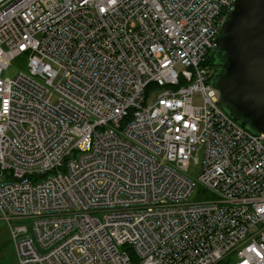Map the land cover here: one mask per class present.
I'll return each instance as SVG.
<instances>
[{
  "label": "built area",
  "instance_id": "1",
  "mask_svg": "<svg viewBox=\"0 0 264 264\" xmlns=\"http://www.w3.org/2000/svg\"><path fill=\"white\" fill-rule=\"evenodd\" d=\"M233 3L0 0V216L18 264H264V132L210 84Z\"/></svg>",
  "mask_w": 264,
  "mask_h": 264
},
{
  "label": "water",
  "instance_id": "2",
  "mask_svg": "<svg viewBox=\"0 0 264 264\" xmlns=\"http://www.w3.org/2000/svg\"><path fill=\"white\" fill-rule=\"evenodd\" d=\"M218 105L253 134L264 132V0H234L212 47Z\"/></svg>",
  "mask_w": 264,
  "mask_h": 264
},
{
  "label": "rangeland",
  "instance_id": "3",
  "mask_svg": "<svg viewBox=\"0 0 264 264\" xmlns=\"http://www.w3.org/2000/svg\"><path fill=\"white\" fill-rule=\"evenodd\" d=\"M25 69L24 57L14 59L2 72V76H14L19 70ZM195 97V103H196ZM0 264H18L15 257L11 237L9 234L8 224L0 216Z\"/></svg>",
  "mask_w": 264,
  "mask_h": 264
},
{
  "label": "trees",
  "instance_id": "4",
  "mask_svg": "<svg viewBox=\"0 0 264 264\" xmlns=\"http://www.w3.org/2000/svg\"><path fill=\"white\" fill-rule=\"evenodd\" d=\"M209 62H210L211 65H213V64H212V63H213V62H212V58H210Z\"/></svg>",
  "mask_w": 264,
  "mask_h": 264
},
{
  "label": "flooded vegetation",
  "instance_id": "5",
  "mask_svg": "<svg viewBox=\"0 0 264 264\" xmlns=\"http://www.w3.org/2000/svg\"><path fill=\"white\" fill-rule=\"evenodd\" d=\"M215 68H216V67L214 66V70H215Z\"/></svg>",
  "mask_w": 264,
  "mask_h": 264
}]
</instances>
